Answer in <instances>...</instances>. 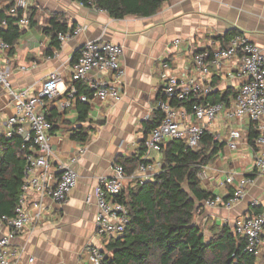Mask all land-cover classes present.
I'll use <instances>...</instances> for the list:
<instances>
[{
	"label": "crops",
	"instance_id": "obj_1",
	"mask_svg": "<svg viewBox=\"0 0 264 264\" xmlns=\"http://www.w3.org/2000/svg\"><path fill=\"white\" fill-rule=\"evenodd\" d=\"M1 2L2 9H6L14 0ZM27 2L35 12L32 25L22 30L13 53L6 57L11 70V87L16 92L29 90L31 95H36L41 84L54 72L64 86L70 85L73 56L87 41L101 38L123 48L120 59L124 71L123 97L115 105L89 103V120L94 124L85 144L70 140V130L77 124L76 104H71L64 112L58 111L56 104L53 106L59 117L58 129L51 138V170L55 171L60 162L68 163L82 150L79 161L73 166L78 182L64 204L48 198L39 202L37 196L31 194L28 207L33 216L40 213V221L25 227L10 247L20 252L14 264H88L85 247L94 244L104 250L106 242L94 235V196L98 180L110 176L119 156L138 153L142 123L156 109L163 64L168 65L169 73L188 77L193 73V53L224 47L233 36H227L229 32L245 34L264 50V0H170L153 16L120 20L72 0ZM55 14L62 17L68 28H83L57 49V56H54L55 49L49 46L50 37L43 33ZM174 40H180L178 47L172 45ZM32 65L35 66L30 67ZM21 67L27 70L22 72ZM210 74L213 92L219 95L229 89L236 92L244 82L236 61L226 62L218 74L211 69ZM108 77V74L101 75L103 79ZM12 113L13 103L0 88V125ZM231 129L238 130L242 136L236 150L227 147ZM250 129L251 123L246 119L228 121L222 117L207 126L206 132L223 147L199 173L201 188L225 198L240 179L255 177V183L245 189L244 197L231 210H208L201 204L194 221L208 234V239L216 228L230 227L238 217L256 212L264 214V176L254 173ZM230 175L234 176V185L223 186ZM257 262L264 264V245Z\"/></svg>",
	"mask_w": 264,
	"mask_h": 264
},
{
	"label": "built area",
	"instance_id": "obj_2",
	"mask_svg": "<svg viewBox=\"0 0 264 264\" xmlns=\"http://www.w3.org/2000/svg\"><path fill=\"white\" fill-rule=\"evenodd\" d=\"M88 5L93 8L91 3ZM2 6L0 0V12L4 10L5 17L14 19L20 32L30 26L29 12L32 7L27 0H14L6 9H2ZM6 22V18L0 20L1 30L5 28ZM82 31L83 28H74L59 34L57 39L60 46ZM172 45L178 47L180 40H174ZM10 51L11 46L0 37V88L13 103L12 115L0 125V138H21V149L28 154L14 215L0 217V264L15 263L20 252L10 249L12 241L25 227L34 226L40 221V213L33 216L29 210V196L35 194L39 202L48 198L54 203L64 204L78 182L73 166L79 161L82 150L70 158L68 163L60 162L55 171L51 170L53 124L46 118L47 111L56 104V109L64 112L76 102L115 105L124 94V71L120 61L123 48L118 44L101 38L85 42L78 49L76 61L72 63L71 84L64 86L54 72L41 84L36 95H31L29 90L16 92L12 89L11 70L6 60ZM54 56H57V49L54 50ZM192 58L193 73L185 78L169 73L168 65L163 64L161 99L156 103V109L162 113V120L145 139L142 162L135 172L127 176L121 165L114 164L110 176L98 180L94 196V235L106 239L105 244L120 236L129 223L128 209L121 202L125 183L142 184L158 174L161 170V151L168 141H184L188 148H197L207 126L218 118L228 121L246 119L253 125L256 132L252 147L254 173L256 176H264V50L253 44L245 34L235 33L224 47L197 51ZM229 61L238 63L239 76L244 79L230 104H197L192 105L189 111L180 106L191 97L206 96L213 92L210 70L214 69L218 74ZM19 70L25 72L27 68L21 67ZM104 74L109 75L108 79L101 78ZM80 87L90 91L91 98ZM173 103L180 105L174 106ZM241 138L238 130L231 129L228 149L236 150ZM254 183L255 177H249L240 179L234 185V176L230 175L223 186L234 185L233 192H229L226 199L219 196L207 199L202 206L208 210H231L244 197L245 189ZM230 229L236 236L245 239V251L258 258L264 245V214L238 217ZM85 254L88 264H102L104 250L101 247L88 244Z\"/></svg>",
	"mask_w": 264,
	"mask_h": 264
},
{
	"label": "trees",
	"instance_id": "obj_3",
	"mask_svg": "<svg viewBox=\"0 0 264 264\" xmlns=\"http://www.w3.org/2000/svg\"><path fill=\"white\" fill-rule=\"evenodd\" d=\"M83 6L103 11L115 20L126 17H150L170 0H72ZM35 12H29L30 26ZM6 18V26L0 29V37L11 46V55L22 34L14 19L0 12V20ZM55 14L43 33L50 37V47L60 48L59 34L71 31ZM235 33L229 32L227 36ZM227 38L225 37L224 40ZM221 40V39H220ZM223 40V39H222ZM74 54L72 62L77 58ZM80 89L91 98V92ZM235 92L227 90L222 95L211 92L205 97H191L182 105L191 109L192 105L203 103H227L233 100ZM161 99L160 91L155 103ZM77 124L70 130V140L85 144L93 130L89 120L91 107L88 103L76 102ZM59 115L55 108L47 111V120L53 124L52 134L58 129ZM162 113L155 109L151 117L142 123V139L137 154L130 157L119 156L115 164L123 167L125 175H132L142 162L144 143L150 132L159 126ZM256 132L251 124L249 143L253 147ZM223 147L213 141L207 132L198 147L190 149L184 141H168L161 151V170L151 180L142 184L125 185L121 202L129 213V223L123 233L110 239L104 246L102 264H258L257 258L245 251V239L236 236L228 225L216 228L206 241L202 228L195 223V216L201 204L214 196L201 188L198 178L217 152ZM22 139L14 136L0 138V217H11L20 196L24 178L27 151L22 150ZM230 193L233 190L229 191ZM227 198V197H226ZM224 198V199H226ZM260 214L259 212L255 213Z\"/></svg>",
	"mask_w": 264,
	"mask_h": 264
},
{
	"label": "rangeland",
	"instance_id": "obj_4",
	"mask_svg": "<svg viewBox=\"0 0 264 264\" xmlns=\"http://www.w3.org/2000/svg\"><path fill=\"white\" fill-rule=\"evenodd\" d=\"M3 57H5V56H3ZM203 230H204V229H202V232H203V234H204L205 240L207 241V240H208V234L204 233ZM216 231H218V230L216 229ZM216 231H215V232H216ZM212 233H213V232H212Z\"/></svg>",
	"mask_w": 264,
	"mask_h": 264
}]
</instances>
